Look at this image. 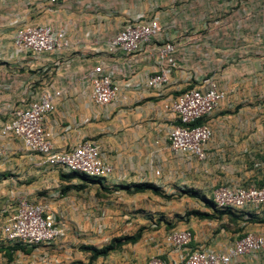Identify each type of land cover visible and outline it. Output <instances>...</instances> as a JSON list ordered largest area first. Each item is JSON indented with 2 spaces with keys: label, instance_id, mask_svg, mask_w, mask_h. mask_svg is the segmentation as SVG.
<instances>
[{
  "label": "crops",
  "instance_id": "obj_1",
  "mask_svg": "<svg viewBox=\"0 0 264 264\" xmlns=\"http://www.w3.org/2000/svg\"><path fill=\"white\" fill-rule=\"evenodd\" d=\"M258 9L264 13V0H80L60 4L0 0V128L8 119V105L28 103L44 90H60L55 110L45 120L53 146L69 150L84 140L96 141L113 167L104 180L84 181L41 163L38 156L26 151L21 139L0 135V177L11 175L0 180V264L19 261L15 255L10 261L4 256L10 244L3 239L1 227L20 200L45 204L62 219L66 230L85 221L94 231L80 240L65 230L52 244L38 246L20 259L30 264H51L56 251L65 254L58 264L84 263L90 254L80 251V244L100 248L139 229L142 236L138 241L122 245L94 264H141L155 256L178 259L189 249L223 250L247 232L264 233V209L225 211L211 219L186 217L191 210H213L183 192L195 190L211 199L216 180H220L210 181L208 176L214 159L236 158L247 152L240 143L253 121L231 117V111L245 108L244 89L233 82L239 72L232 67L207 75L211 72L207 63L233 61L245 66L253 61ZM152 18L163 30L144 51L131 57L107 50L108 42L125 23ZM170 23L174 27H168ZM46 24L64 29L71 49L32 55L16 47L19 31ZM192 30L200 32L197 38L186 33ZM165 42L177 45L179 67L167 85L150 89L145 82L158 67L156 47ZM98 64L113 66L120 86L109 105L95 104L91 86L82 80ZM211 75L227 92V99L206 119L213 136L206 159L200 161L171 149L167 137L177 122L165 106ZM145 183L157 185L162 194L171 197L125 187ZM173 229H190L192 243L182 250L169 247L166 234ZM231 264H264V257Z\"/></svg>",
  "mask_w": 264,
  "mask_h": 264
},
{
  "label": "built area",
  "instance_id": "obj_2",
  "mask_svg": "<svg viewBox=\"0 0 264 264\" xmlns=\"http://www.w3.org/2000/svg\"><path fill=\"white\" fill-rule=\"evenodd\" d=\"M49 1L52 4L80 2ZM168 27H174V23H170ZM162 30V25L155 18L144 22L128 21L108 42L107 50L135 56L161 35ZM14 43L20 51L32 55L60 53L72 47L64 29L48 24L24 28L16 34ZM156 49L158 67L145 82V86L150 89L167 85L172 73L179 67L178 47L175 43L165 42ZM82 80L91 86V98L97 105L111 104L120 89L111 65L94 66ZM61 94L60 90H44L28 103L8 105V119L1 126L0 135L21 139L28 153L38 156L41 163L62 173H80L94 179H106L111 175L113 167L103 156L96 141L84 140L69 150H58L49 140L45 120L54 112L55 98ZM226 99L227 92L220 87L216 77L211 75L204 78L198 86L183 90L167 103L166 110L175 116L177 122L167 137L171 149L175 153L205 160L207 144L213 136V130L206 119ZM198 120L205 122L194 125ZM2 158L3 150L0 148V161ZM211 199L219 210H262L264 186L258 187L254 183L222 184L214 190ZM1 230L3 239L10 246L19 245L26 249L50 245L65 233L62 219L50 213L45 204L27 200L18 202L15 212L5 220ZM192 241L193 233L190 229H173L166 234V242L173 249L187 248ZM258 257H264V233L250 231L223 250L203 247L189 249L178 259L155 256L141 264H231L238 259Z\"/></svg>",
  "mask_w": 264,
  "mask_h": 264
},
{
  "label": "rangeland",
  "instance_id": "obj_3",
  "mask_svg": "<svg viewBox=\"0 0 264 264\" xmlns=\"http://www.w3.org/2000/svg\"><path fill=\"white\" fill-rule=\"evenodd\" d=\"M197 10L198 9L196 8L195 11L197 12ZM196 15H198V13H196ZM186 33L192 38H197L200 34L198 30L186 31ZM254 41V59L247 65L244 63L245 66H242L243 63L233 61L207 63V66L211 68V72L207 71V75L213 74L214 71H216V73H222L223 70L227 71L228 68L230 69L232 67H234L237 72H239L236 74L233 82L237 83V86L241 88V90L244 89V91H242V95L245 97L243 102L245 104V108L238 112L235 110L231 111V117L247 118L253 121L249 128V132L243 136L244 141L240 143L242 150H247V152H242L239 157L236 158L227 157L222 159H214V164H211L212 172H209L208 174V176L211 175L210 181L218 177H220L221 180H216L214 189L222 184H250L255 180L259 181L264 176V13L259 9L255 13ZM177 58L179 59L178 55ZM237 65L240 66L237 67ZM8 176L11 175H1L0 180H3V178ZM5 217L6 216L4 215V218ZM87 224L88 223L85 221L80 222L74 225V227L71 225L68 230H65L70 231L72 235L80 238L81 240L85 235L94 234V231L90 230V228H87ZM124 236L126 235H121L115 238H123ZM82 246H85V244H80L78 246L80 251ZM72 248L73 250L71 251L74 253L75 247ZM31 250L32 249L24 251L19 248L13 249L12 246H9V250L6 251L4 256L8 261H10L12 259V255H15V258L19 260L16 262V264H30L20 259H25ZM53 254H55V257H53L54 260L50 261L49 259L51 264H58L59 261L57 260H59L60 257L65 256L63 251H56ZM8 257L11 259H8ZM87 262H80V264H87Z\"/></svg>",
  "mask_w": 264,
  "mask_h": 264
},
{
  "label": "trees",
  "instance_id": "obj_4",
  "mask_svg": "<svg viewBox=\"0 0 264 264\" xmlns=\"http://www.w3.org/2000/svg\"><path fill=\"white\" fill-rule=\"evenodd\" d=\"M204 122L205 121H203V120H198L194 125H201ZM69 175L77 176V177L81 178L84 181H101V179H94V178H91V177H89V176H87L85 174H80V173H71ZM253 183L256 186H258V187L264 186V176L259 181L258 180L253 181ZM244 185H248V184H244ZM125 187L128 188V189L130 187H132V191L133 192H141V191L148 190V191L153 192L154 194L160 195V196L165 197V198H170L171 197V195L162 194L161 189L157 185H154V184H151V183H145V184H139V185H131V186L128 185V186H125ZM183 192L187 193V194H189L191 196H195V197L201 199L202 201H204L207 204L208 207H210L213 210V213L201 212V211H198V210H191V211H188L185 214L186 217L190 216V215H193V216H196V217H198L200 219H211L213 217H216L219 214L224 213L225 211H232V210H219V209H217L215 207L212 199H207L204 196H200L195 190L183 191ZM141 236H142V230L139 229L133 235H126L123 238H114L109 244H107L105 246H102L100 248H98V247H96L94 245H85V246L81 247V250L90 254L87 264H94V262L98 258L105 257V256L109 255L110 253L118 250L124 244L135 243L136 241H138L141 238ZM12 247H13V249L19 248V249H22L24 251H28L29 250V249H26V248L21 247L19 245H14ZM8 250H9V248H8ZM8 259H11V258L8 257Z\"/></svg>",
  "mask_w": 264,
  "mask_h": 264
}]
</instances>
